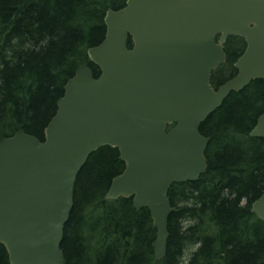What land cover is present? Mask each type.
Masks as SVG:
<instances>
[{
    "label": "water",
    "instance_id": "obj_1",
    "mask_svg": "<svg viewBox=\"0 0 264 264\" xmlns=\"http://www.w3.org/2000/svg\"><path fill=\"white\" fill-rule=\"evenodd\" d=\"M104 24L102 41L87 49L99 74L83 64L67 79L43 139L23 129L0 139V244L10 264H65L77 174L102 146L124 162L104 199L148 208L162 259L169 187L207 169L200 124L231 91L264 79V0H125ZM228 36L246 46L237 74L214 90L211 71L225 60ZM249 136L264 138V112ZM250 211L264 221V191Z\"/></svg>",
    "mask_w": 264,
    "mask_h": 264
},
{
    "label": "trees",
    "instance_id": "obj_2",
    "mask_svg": "<svg viewBox=\"0 0 264 264\" xmlns=\"http://www.w3.org/2000/svg\"><path fill=\"white\" fill-rule=\"evenodd\" d=\"M125 0H0V139L16 130L43 139L68 78L102 41L108 9ZM128 41V46H130ZM228 37L227 61L242 50ZM264 111V81L231 92L201 124L207 169L171 184L166 253L157 260L147 208L105 200L124 162L116 148L91 153L77 174L60 248L65 264H264V222L250 212L264 190V138L249 132ZM0 264H10L0 244Z\"/></svg>",
    "mask_w": 264,
    "mask_h": 264
},
{
    "label": "flooded vegetation",
    "instance_id": "obj_3",
    "mask_svg": "<svg viewBox=\"0 0 264 264\" xmlns=\"http://www.w3.org/2000/svg\"><path fill=\"white\" fill-rule=\"evenodd\" d=\"M234 37H238V36H234ZM238 38L241 39V47L243 48L242 50L239 49L237 54L233 57V59L229 63L227 61V51L225 49L228 37L223 44L224 45L223 49L225 52V60L223 63L219 64L215 69L212 70L211 76H210V85L214 90H216L221 84H223L225 81L231 79L237 74V69L234 64L237 58L243 53L245 46H246L245 40L241 37H238Z\"/></svg>",
    "mask_w": 264,
    "mask_h": 264
}]
</instances>
